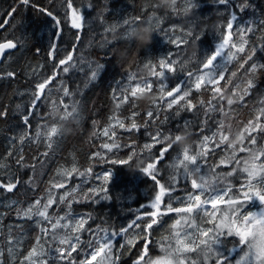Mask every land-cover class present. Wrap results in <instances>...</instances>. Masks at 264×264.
<instances>
[{
  "label": "trees",
  "instance_id": "trees-1",
  "mask_svg": "<svg viewBox=\"0 0 264 264\" xmlns=\"http://www.w3.org/2000/svg\"><path fill=\"white\" fill-rule=\"evenodd\" d=\"M54 1L30 0V4L24 6L21 31L17 36L21 42L17 43V49L13 53L5 57L0 67V112L7 113L0 116V165H3L0 167V183L6 185L10 180H19L12 192H8L6 187L0 188V253H2L0 264H21L24 256L33 247L39 250L43 245L45 251H50L53 247L61 246L51 242V224L48 221L36 215L29 219L23 216L22 212L20 215L17 214L18 211L35 205L37 200H41V204L46 203L50 192L56 201L49 208L51 221L54 223L60 216L65 217L61 223L72 221L67 229L56 231L66 233L70 237L81 236V244L78 245L77 252L73 253L77 264L84 257L80 249L90 239L94 240L95 232H98L97 236L103 233L100 230L105 228L109 234L113 230L119 232L133 221L140 227L136 228L133 225L128 232L114 238V264H135L145 244L149 256L153 258L161 255V245L167 244L164 238L171 234L170 226L178 218L176 213L158 217L159 222L151 229H146V223L152 219L146 214L153 211L150 205L159 191V186L141 172L130 170L128 164L112 161L127 159L135 152L136 155L130 162L135 165L137 159H144L150 155L147 150L142 152L141 149L145 143H151V134L157 129L167 134L169 130L175 129L178 123L182 124L185 121L189 124V144L192 152L201 150L199 141L204 135L211 136L217 127L216 122L221 119L226 126H231L233 134L243 129L244 122L253 115L254 109L259 107L258 101L264 99V69H259L255 73L256 86L245 96L242 104H233L232 111L227 116L219 111L211 113V119H208L207 123L204 108L199 102L201 99L207 102L211 93L205 91L203 86L200 90L195 89L194 78L199 73L200 61L205 55L213 52L216 45L221 42L219 33H226L227 21L231 14L235 13L237 21L234 22L232 40L238 39L235 35L236 25L242 27L250 25L254 31L246 34L245 38L249 40V44L245 46V52L238 53L234 60L228 62L225 80L229 78L232 80V85L227 86L228 92L233 90L235 84H240L241 89L245 87L244 81L251 75L250 73L246 75V71L251 64H264V31H261L264 26L259 24L260 20H264V0H246L252 7L244 11L240 10V5L245 0H230V6L219 5L213 0H196L199 7L191 9L187 14L181 11L175 13L168 11L163 20L160 16L164 15L165 10L153 8L155 0H71L73 6L84 15L85 26L76 31V39L71 47L74 60L80 62L68 74L59 71L62 67L59 62L54 65L45 62L44 33L48 15L46 11L40 9L48 10ZM2 2L3 0H0V19L5 16ZM185 3L186 0H177V9L185 6ZM19 4V0H11L12 6L16 7ZM63 11L65 23L71 25L66 0ZM153 12L158 15L153 16ZM133 17H140L133 22L135 28L146 25L152 29V43L147 48L138 50L135 40L129 43L127 39L121 38V34L129 28L123 21L125 19L131 21ZM113 27L116 29L114 32L109 30ZM217 27L219 32L216 31ZM189 29L193 33L191 37L186 34ZM197 35L200 36L198 40ZM16 38L5 32L1 41L12 39L17 42ZM181 38L188 40V43L180 44L179 47L172 43L173 39ZM252 47L257 50L256 56L252 61H248L243 69L239 68V64ZM193 52L196 54L195 58H192ZM121 53H126V56H121ZM162 58L177 60V71L172 73L160 69L159 60ZM145 63L157 65L156 71H165L166 80L163 82L168 88L175 86L178 81L187 82L182 85V90L190 91V96L186 99L196 107L192 110L181 108L179 116L175 113L180 105L168 109L166 102L161 101V107L157 108L153 101L159 97L158 85L162 81L153 76L149 68L144 67ZM181 63L184 64L183 69L179 67ZM97 64L103 67L99 69L96 79H90L91 71ZM188 71L193 72V77L187 76ZM232 71L237 72L236 77L230 76ZM9 72L13 75L8 76ZM54 72L56 78L51 80L42 94V100L37 104L38 111L31 109L30 100L32 93L36 91V84L42 82L43 78L52 77ZM130 73H135L138 78L142 76L148 78L153 82V89L152 92H138L136 97H130L118 109L113 100L114 91H118L121 84L128 82ZM61 81L63 86H67L69 91L74 93L72 97L63 96ZM137 82L134 79L130 83L135 85ZM220 86H225L224 80L220 81ZM48 89L52 90L51 93ZM44 95H48L47 101L43 100ZM142 96H149L152 99L150 101L138 99ZM61 99L68 104L73 100L78 101L79 124L73 123L71 119L66 122L59 121L72 131H58V135L52 137V148L48 149L46 133L52 125L57 126L58 123L52 120L48 113L54 104L64 112ZM180 104H184V101H180ZM17 105L20 107L17 108ZM149 110L153 111L158 119L149 118L147 116ZM26 114H31L27 126L22 119ZM113 116L123 120L126 126L134 119L140 127L138 130L126 131L117 125L113 129L117 135L112 139L117 140L120 147L109 151L102 147L104 143L112 142L109 137L103 135V129L109 125ZM38 130L41 133L39 137L36 135ZM24 131L27 132V138L21 144L19 136ZM164 146L155 145L151 154L158 156ZM207 147L208 151L203 158L206 161L205 168L209 165H218L216 172L230 171L234 161L228 166L219 163L222 158L231 155L228 143L216 147L210 140ZM179 148L177 145L173 146L158 164L157 178L161 183L172 185L171 177L173 175L177 177L174 185L176 191L170 194L178 198L172 201L174 207L181 206L180 201L185 198V191L191 188L190 179L181 174L182 168L180 172H175L169 167L175 160ZM44 152H48V155L44 156ZM97 153L100 155H96ZM21 155L24 158L23 167L17 163ZM247 155L244 152H237L236 159ZM73 167L81 172H86L87 169L91 171L86 172L84 176L77 173H72L71 176L63 175L65 170H71ZM109 171L112 177L105 183L103 177ZM237 175H240L239 169L232 177H228L235 185V189L243 182L236 179ZM53 182H63L64 187L52 189ZM102 187L107 188L106 193L96 195L92 191ZM68 192H71V195H66L65 199L60 201V196ZM105 195L110 199H102ZM164 202L166 206L169 202L168 194L164 196ZM137 215L142 216V219L137 220ZM80 217L90 218L79 233L73 232L71 230L75 223L73 218ZM142 236L146 239L141 238ZM133 238L134 243L129 245L127 239ZM9 240L13 241L11 245L8 243ZM52 255L55 253L52 252ZM49 264L68 262L49 260Z\"/></svg>",
  "mask_w": 264,
  "mask_h": 264
},
{
  "label": "snow or ice",
  "instance_id": "snow-or-ice-1",
  "mask_svg": "<svg viewBox=\"0 0 264 264\" xmlns=\"http://www.w3.org/2000/svg\"><path fill=\"white\" fill-rule=\"evenodd\" d=\"M214 3L219 5L230 6V0H213ZM19 3L28 6L30 0H19ZM67 7L71 9V26L75 29H83L85 26V17L81 11L74 7L71 0H66ZM177 0L175 7L171 12L181 11L187 14L191 9L199 7L196 0H186L185 6L177 9ZM91 6V5H90ZM153 8H159L155 4ZM252 7L245 0L240 5V10ZM163 9V8H160ZM165 10V9H164ZM16 11V8H12L8 16L11 17L12 13ZM40 11H46L47 15L55 22L54 26L57 28L53 41L59 40L60 32L59 27L61 24L60 19L51 12L45 9ZM167 10L164 15L160 16L163 20L167 16ZM153 16L158 14L153 12ZM140 17H133L132 20L125 19L123 24L129 25V28L121 34V38L127 39L129 43L133 41L132 32L135 30L134 21L139 20ZM237 21V15L232 13L230 19L227 21L226 33H219L221 36V42L215 47V50L210 54L204 56L200 61L199 73L195 75L194 87L200 90L202 86L205 91L211 93L210 99L205 102L203 99L200 100L199 105L204 108L205 123L208 119H211V113L221 112L224 116H227L232 111L231 106L233 104L244 102L245 96L251 93L255 85L254 75L259 69H264V64L257 65L252 63L250 68L246 71L247 74H251L249 78L244 81L245 87L241 89L240 84L233 85V90L228 92L227 86L232 85V80L229 78L225 80V73L228 71V62L234 60L238 53L245 52V46L249 44V40L246 39V34L252 33L254 28L252 26H235V35L238 37L237 40H232L234 22ZM7 23V20L4 21ZM19 23V22H18ZM195 24V21L192 22ZM259 24L264 26V20H260ZM0 27H3L0 24ZM115 31V27L109 29ZM219 32V27L216 28ZM264 31V27L261 28ZM167 34V33H166ZM189 37L192 36V30L189 29L186 33ZM200 39V36H196V40ZM17 42L7 40L4 43H0V54H3L6 49H14L17 47V43L21 40L19 37L16 38ZM195 42V41H193ZM172 43H176L179 47L180 44H187L188 40L183 38L179 40H172ZM227 48V55L225 50ZM233 49L235 51H233ZM57 50V44L55 42L50 43L49 54L51 55ZM257 50L252 47L248 50V54L245 59L239 64V68L243 69L244 65L248 61H252L253 57L256 56ZM196 54H193L192 58H195ZM190 58V59H192ZM220 58V61H218ZM80 61L74 60L72 52H69L63 59L59 60V65L62 66L59 71L63 74H68L72 71L76 64ZM178 61L175 59H160L159 68L166 69L168 72L175 73L177 71ZM103 65L97 64L96 68L91 71L90 79H96L98 71ZM144 67L149 68L152 71L153 76L162 81L158 85L159 97L154 100L153 103L157 108L161 107V101L166 102L167 108L172 109L174 105H180L175 115H180V109L186 108L192 110L196 107L191 101L186 98L190 96L189 90H182V85L187 82L178 81L177 84L171 88L163 81L166 80L165 71H156L157 65L151 63H145ZM181 69L184 68V64H179ZM8 76H12L13 73L9 72ZM193 72L188 71L187 76L193 77ZM231 77H236L237 72L232 71ZM56 78V72L53 73L50 78H43L42 82L36 84V91L32 93L30 100V108L38 111L37 104L42 100V94L45 93V89L51 83L52 79ZM136 79L138 82L132 85L130 82ZM128 82L121 84L118 91H114L113 100L116 103V107L119 109L120 105L127 102L130 97H136L138 92H152L153 82L148 78L137 77L135 73H130ZM225 81V86H220V81ZM62 85V91L64 97H72L73 92L69 91L67 86H63V81L60 82ZM51 93V89H48ZM172 99L168 100L167 98ZM48 95L43 96V100L47 101ZM180 101H184V104H180ZM64 112L71 115L77 112L78 101L73 100L71 104L66 103L61 99ZM259 107L254 109V113L250 118L244 122L243 129L233 134V130L230 125L225 124L224 120L216 122L217 127L212 132L211 136L204 135L202 140L199 141L201 150L192 152L190 146L179 148L176 154L175 160L169 165L175 172H180L185 178L190 179V190L185 191V198L180 201L181 206L174 207L172 201L178 199L172 197L170 194L176 191L175 183L177 177L173 175L172 185H165L157 178L159 175L158 164L164 159L165 153H168L173 146L177 145V141L180 139L181 133H189V124L187 121L182 124L178 123L175 129L169 130L167 134H163L156 130L155 133L151 134V143H145L141 151L147 150L150 155L144 159H139L142 163L139 164L135 171L141 172L143 175L150 177L156 185L159 186V191L155 194L154 199L151 202V207L154 211L147 213L146 215L151 216L150 222H147L146 229H151L153 225L157 224L158 217H163L169 213L178 214V218L175 219L174 223L171 224V234L164 239L167 244L161 245V256L152 258L148 255L147 244L144 245L143 252L139 258L135 261V264H264V99L258 101ZM53 106H56L55 104ZM20 106L17 105V108ZM70 109V110H69ZM6 112H0V116L6 115ZM31 114L23 115V123L27 126L29 124ZM135 115V114H134ZM147 116L152 120L158 119V116L154 115V112L149 110ZM126 131L138 130L140 125L133 119L129 125H125L123 120L116 119L115 116L110 118V123L103 129V135L109 137L111 143H104L103 148L111 151L113 148H119L120 145L117 140L112 139L117 134L113 129L116 126ZM145 126H147L145 124ZM37 137L41 135L38 130L36 133ZM58 135V129L56 125H52L46 133L48 143V149L53 146L52 137ZM27 138V132L24 131L19 136V141L22 144ZM15 139V138H14ZM213 141L216 147L228 143V148L231 149V155L222 158L220 165L228 166L229 163L234 161V166L228 172H216L215 169L218 165H209L205 168L206 161L203 160L206 152L208 151V142ZM157 144H164L165 146L156 156L152 153V149ZM239 145V147H238ZM237 152H244L248 155L236 159ZM11 153H9L10 155ZM44 156L48 155V152L43 153ZM96 155H100L97 153ZM136 153L133 152L128 156L127 159L115 161L112 163L128 164L130 170H134V166L130 162ZM23 156L21 155L17 163L23 167ZM3 167V165H0ZM34 167V166H33ZM239 169L240 175L236 176V179L242 180L238 189H235V185L228 177H232L236 174ZM91 169H87L86 172H90ZM86 172L79 171L78 168L73 167L71 170H65L63 175L71 176L72 173H77L80 176H84ZM111 172H107L103 177L105 183L111 179ZM19 180H10L6 185L0 183V188L7 189L8 192H12ZM64 187L63 182H53L51 188ZM235 189V190H234ZM96 195H100L101 192L106 193L107 188L102 187L100 189H92ZM168 194L169 202L163 210H161V204L163 203V197ZM66 195H71V192L65 193L60 196V201L65 199ZM102 199H110L109 196L105 195ZM259 202L260 208L258 211H244L245 207L249 203ZM53 195L49 194L46 203L41 204V200L35 201V205H30L27 209L18 211V215L31 219L33 215L39 216L51 224V235L50 239L53 244H58L61 247H53L50 251H45L44 246L41 245L38 250L33 247L26 256H24L21 264H49V260L52 261H67L68 264H77L73 258V253L78 250V245L81 244V236L76 235L70 237L69 235L62 234L57 229H67L72 221L61 223L65 220L64 216H60L53 223L49 215V208L55 203ZM220 205H226L221 208ZM90 217L73 218L75 223L72 225V231L79 233L81 229L88 223ZM137 220L142 219V216L137 215ZM199 219V222H197ZM139 228L140 225L136 224L135 221L130 223L126 228H122L119 232L113 230L110 234L108 229H101L104 234L99 239L89 240L87 244L80 249L84 253V258L79 260L78 264H92L93 261L96 264H106V261L111 260L113 255V241L118 235H123L128 232V229ZM204 225H211L205 227ZM141 238L146 239L142 236ZM229 238H234L229 240ZM8 243L11 245L12 240ZM39 243V241H38ZM127 243L132 245L133 239H127ZM230 245V246H229ZM11 251V248H9ZM52 252L55 255H52ZM240 253L238 257L233 261L232 257L234 254ZM195 254V255H192ZM2 255V253H0ZM100 257V259H97ZM147 257V259H146ZM118 259V258H117Z\"/></svg>",
  "mask_w": 264,
  "mask_h": 264
},
{
  "label": "rangeland",
  "instance_id": "rangeland-1",
  "mask_svg": "<svg viewBox=\"0 0 264 264\" xmlns=\"http://www.w3.org/2000/svg\"><path fill=\"white\" fill-rule=\"evenodd\" d=\"M64 5H65V0H55L52 6L50 7V9L47 10V11L53 12L57 16V18L60 19L61 21V24L59 27L60 38L59 40L53 41L55 37V33L57 32V28L54 26L55 22L51 19L50 16H48V23H47V27L45 29V34H44L45 62L47 64L54 65L58 63L60 59H63L69 52H71L72 44L74 43L76 39L77 29L73 28L70 24L65 23V16H64V11H63ZM24 6H25L24 4L20 3L17 7H15L16 11L12 13L11 17H9L8 13H10L12 8L14 7L11 5V0H3L2 8L5 11V16L3 19H0V24L3 25V27H0V41L2 40L3 34L5 32H9L12 38H16L20 34L21 22L24 17ZM68 14H69L70 23H71V9H69ZM5 20H7L6 24L4 23ZM52 42H55L57 44V50L50 55L49 46H50V43ZM220 207L224 208L226 207V205H220ZM259 208H260V205H259V202L257 201L255 203H249L245 207L244 211H249V210L258 211ZM176 216L178 217V214H176ZM97 234L98 232L94 233L93 235L94 240L102 237L104 233H100L98 236ZM161 255H158V256H161ZM192 255H195V254H192ZM156 257H153V258H156ZM97 259H100V257H98ZM94 262L95 261H93L92 264ZM106 264H114L113 255H112L111 260L106 261Z\"/></svg>",
  "mask_w": 264,
  "mask_h": 264
},
{
  "label": "clouds",
  "instance_id": "clouds-1",
  "mask_svg": "<svg viewBox=\"0 0 264 264\" xmlns=\"http://www.w3.org/2000/svg\"><path fill=\"white\" fill-rule=\"evenodd\" d=\"M176 0H155V5L159 8H163L167 11H171L175 7ZM132 39L136 41L137 48L143 49L147 48L151 43L153 39V34H152V29L149 26L146 25H141L132 32ZM195 54V52H193ZM121 56H126V53H121ZM150 74V70L149 73ZM141 78H144L143 76ZM138 99H143V100H151L152 98L149 96H142L138 97ZM49 117L52 120L58 121L57 123V129L60 132H71V128H67L64 126V124L59 123V121H71L73 123H76L77 125L79 124V119H78V112H74L71 115L66 114L65 112L60 111V108L58 106H53L49 113ZM189 133H181L180 134V139L176 142L177 146L180 148L184 147H189ZM142 163L139 159H137V163L134 166V170L138 168L139 164Z\"/></svg>",
  "mask_w": 264,
  "mask_h": 264
},
{
  "label": "water",
  "instance_id": "water-1",
  "mask_svg": "<svg viewBox=\"0 0 264 264\" xmlns=\"http://www.w3.org/2000/svg\"><path fill=\"white\" fill-rule=\"evenodd\" d=\"M12 41H13V40H12ZM4 42H6V41H4ZM4 42H0V43H4ZM13 42H15V41H13ZM16 49H17V47L14 48V49H6V50H4L3 54H0V67H1V65H2V63H3L4 59H5V57H6L8 54L14 52Z\"/></svg>",
  "mask_w": 264,
  "mask_h": 264
},
{
  "label": "flooded vegetation",
  "instance_id": "flooded-vegetation-1",
  "mask_svg": "<svg viewBox=\"0 0 264 264\" xmlns=\"http://www.w3.org/2000/svg\"><path fill=\"white\" fill-rule=\"evenodd\" d=\"M239 254H240V253H237V254H234V255H233V257H232L233 261L235 260L236 256L239 255Z\"/></svg>",
  "mask_w": 264,
  "mask_h": 264
}]
</instances>
